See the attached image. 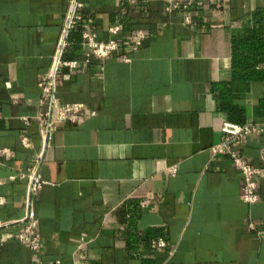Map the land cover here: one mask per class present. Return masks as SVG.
Listing matches in <instances>:
<instances>
[{
    "label": "crops",
    "instance_id": "0c3cea01",
    "mask_svg": "<svg viewBox=\"0 0 264 264\" xmlns=\"http://www.w3.org/2000/svg\"><path fill=\"white\" fill-rule=\"evenodd\" d=\"M80 1L64 35L72 0H0V264H264V174L246 202L211 151L225 120L254 123L236 149L264 166V0H201L189 24L166 0ZM86 31L119 48L93 55ZM62 40L79 65H60L52 109L39 82ZM71 102L78 118H61ZM40 153L33 250L19 235Z\"/></svg>",
    "mask_w": 264,
    "mask_h": 264
},
{
    "label": "built area",
    "instance_id": "2783aa9c",
    "mask_svg": "<svg viewBox=\"0 0 264 264\" xmlns=\"http://www.w3.org/2000/svg\"><path fill=\"white\" fill-rule=\"evenodd\" d=\"M128 2L135 3L138 0H127ZM202 4L201 0H166L165 10L167 12L178 11L183 15V22L189 24L193 21L192 10L196 5ZM83 6L80 0H72L71 11L68 14L66 27L64 30V35L68 34L70 27L79 19L81 15L78 14L77 10ZM109 31L113 34L119 31L118 25H112L109 27ZM145 33L142 30L136 33L135 48L144 39ZM83 44L88 48V50L95 56L99 58L108 57L113 51L119 48L118 41L116 39H109L108 41H100L96 38V33L91 31H86L84 33ZM65 41H61L59 45L58 55L55 58L54 65L51 71L44 73L41 76L39 85L44 92V99L48 100L53 107L58 103V97L56 95L58 86V72L61 64L68 65L72 68L77 67L79 63L77 61H63L61 58V53ZM126 60L129 58L124 56ZM43 99V100H44ZM84 107L83 102H71L64 103L59 106L60 117L61 118H71L76 120L81 109ZM50 112H41L37 115L42 125V135L45 142L50 137L51 133L57 127V123L54 118L51 117L50 120L44 119L45 115H49ZM44 119V120H43ZM263 129L254 123L239 124L229 120H225L222 124L223 138L218 143L211 146V151L213 154H225L229 155L231 161L239 167L244 175V184L241 192V199L246 202H254L258 199V183L256 181V175L264 174L263 167H255L248 160L245 154L241 153L236 146L241 145L247 135L253 132H262ZM24 142L30 145V141L25 137ZM42 153L36 159V163L32 170H30L29 176V191L27 197L28 213L24 218L26 220L25 229L20 233V239L27 242L29 247L33 250H38L41 245L39 235L37 233L38 221L35 218L34 207H33V196L37 194L42 185L44 184L41 175L37 170V165L41 160ZM176 167H169L170 172H175ZM157 245H164L162 240L155 242Z\"/></svg>",
    "mask_w": 264,
    "mask_h": 264
}]
</instances>
